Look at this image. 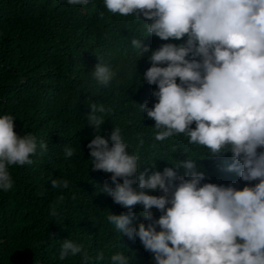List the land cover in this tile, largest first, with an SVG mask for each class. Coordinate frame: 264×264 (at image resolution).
Listing matches in <instances>:
<instances>
[{
    "label": "clouds",
    "instance_id": "1",
    "mask_svg": "<svg viewBox=\"0 0 264 264\" xmlns=\"http://www.w3.org/2000/svg\"><path fill=\"white\" fill-rule=\"evenodd\" d=\"M66 3L89 9L98 26L120 15L143 16L147 34L165 40L146 42L140 34L128 40L112 25L85 53L81 71L91 69L96 84L146 86L140 115L154 121L155 140L175 149L174 159L161 160L170 167L138 173L139 157L128 151L120 128L105 138L96 115L104 109L89 105L86 119L96 129L86 145L89 165L110 173L111 184L99 185L100 192L126 210L109 211L107 221L139 239L145 264H264V0ZM14 119L0 113V192L13 186L9 166L31 164L37 149L32 134L13 130ZM199 166L213 167L209 182ZM65 185L51 181L53 188ZM81 252L64 238L58 259ZM109 264L130 260L117 252Z\"/></svg>",
    "mask_w": 264,
    "mask_h": 264
},
{
    "label": "trees",
    "instance_id": "2",
    "mask_svg": "<svg viewBox=\"0 0 264 264\" xmlns=\"http://www.w3.org/2000/svg\"><path fill=\"white\" fill-rule=\"evenodd\" d=\"M86 11L66 0H0V113L15 118L17 134L29 132L37 142L32 163L9 166L13 186L0 192V264H109L117 252L128 256L130 264L146 263L139 239L119 234L106 219L109 211L126 210L100 192L99 185L111 184L110 173L89 165L86 145L96 133L86 119L89 105L104 109L96 115L105 138L113 127L120 128L128 151L139 157L138 173L145 167H170L161 160L174 159L175 149L155 140L154 121L140 115L139 104L148 98L146 86L139 91L133 80L100 85L91 78V69L81 70L86 50L112 25L116 35L128 40L136 34L146 42L165 40L147 34L143 16L120 15L98 26ZM71 54L76 55L66 62ZM131 105H136L133 112ZM66 147L72 149L71 157H65ZM198 170L209 182L213 167ZM53 179L66 185L53 188ZM139 222L133 219L134 225ZM64 238L79 244L82 252L61 261Z\"/></svg>",
    "mask_w": 264,
    "mask_h": 264
}]
</instances>
